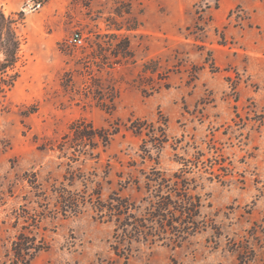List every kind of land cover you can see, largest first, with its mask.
I'll list each match as a JSON object with an SVG mask.
<instances>
[{
  "label": "rangeland",
  "instance_id": "rangeland-1",
  "mask_svg": "<svg viewBox=\"0 0 264 264\" xmlns=\"http://www.w3.org/2000/svg\"><path fill=\"white\" fill-rule=\"evenodd\" d=\"M0 7L19 40L0 74V264L19 235L27 264H264V0ZM156 171L162 193L188 182L198 228L129 237L114 207L144 216Z\"/></svg>",
  "mask_w": 264,
  "mask_h": 264
},
{
  "label": "trees",
  "instance_id": "trees-1",
  "mask_svg": "<svg viewBox=\"0 0 264 264\" xmlns=\"http://www.w3.org/2000/svg\"><path fill=\"white\" fill-rule=\"evenodd\" d=\"M18 49L19 40L14 29V19L6 16L0 7V74L6 75L7 70L14 65L17 60ZM74 131L80 132L79 129ZM81 133L83 134V131ZM148 179L155 181L158 189L154 197L148 201V207L145 208L144 216H135L134 213H130L129 206L123 207V205H117L114 207L117 211L115 214L118 224L122 225V228L126 226L130 227V230L126 231L129 237L138 235L143 237L160 236L161 234L157 228L161 229V233L165 232L164 234L169 233L173 235L177 231L176 224L182 225L183 230L181 231L184 233L188 232L191 225L195 227L197 224L196 217L200 213L199 200H195V196L188 191L186 185L188 182L183 181L182 188L180 189L173 187L176 186V183H173L169 191L162 193L159 187L169 185L168 179L160 171H156ZM149 187L147 186V188ZM121 214H126V216L124 218L120 217ZM27 240L23 235L17 237V241L15 242L17 249L13 248V255L15 257L13 264H27L32 257V253H28L29 250H27L28 252H24L22 245L26 246L25 249L33 248L34 251L37 250L36 246H27ZM34 240L31 237L30 244Z\"/></svg>",
  "mask_w": 264,
  "mask_h": 264
},
{
  "label": "built area",
  "instance_id": "built-area-1",
  "mask_svg": "<svg viewBox=\"0 0 264 264\" xmlns=\"http://www.w3.org/2000/svg\"><path fill=\"white\" fill-rule=\"evenodd\" d=\"M70 43H72L73 45H80L82 43V37L79 33L75 32L73 33L70 38H69Z\"/></svg>",
  "mask_w": 264,
  "mask_h": 264
}]
</instances>
